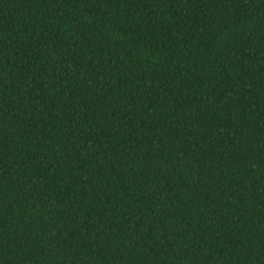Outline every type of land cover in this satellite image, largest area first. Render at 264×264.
Returning <instances> with one entry per match:
<instances>
[{
    "label": "trees",
    "instance_id": "trees-1",
    "mask_svg": "<svg viewBox=\"0 0 264 264\" xmlns=\"http://www.w3.org/2000/svg\"><path fill=\"white\" fill-rule=\"evenodd\" d=\"M0 264H264V0H0Z\"/></svg>",
    "mask_w": 264,
    "mask_h": 264
}]
</instances>
